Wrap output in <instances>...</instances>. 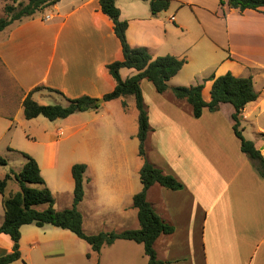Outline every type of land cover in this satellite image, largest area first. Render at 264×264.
I'll list each match as a JSON object with an SVG mask.
<instances>
[{
  "label": "crops",
  "instance_id": "0c3cea01",
  "mask_svg": "<svg viewBox=\"0 0 264 264\" xmlns=\"http://www.w3.org/2000/svg\"><path fill=\"white\" fill-rule=\"evenodd\" d=\"M170 2L167 11L153 15L148 1L116 0L121 20L128 22L126 35L132 47L147 48L153 58L172 55L186 60L166 93H158L147 79L141 82L152 129L148 159L183 185L170 190L156 184L148 191V202L174 227L172 234L156 241L157 256L166 264H264V179L241 150L233 129L234 107L205 109L197 119L190 104L172 92L174 87L204 84L203 98L209 103L214 78L229 72L251 76L260 96L245 107L241 127L264 156V9L242 12L219 0ZM7 4L0 0V15ZM163 13L170 16L163 19ZM46 15L53 17L46 21ZM123 58L114 23L103 13L100 0H60L0 32V157L23 151L32 156L57 211L72 207L73 165H87L79 210L88 235L140 228L133 198L143 189L144 160L139 155L135 97L102 103L107 114L99 118L112 117L119 123L117 134L109 135L90 130L94 119L88 120V113L94 111L55 121L43 116L27 120L23 103L31 93L41 105L58 96L66 105L67 99L83 96L102 99L116 86L108 66ZM136 73L120 70L124 80ZM62 146L68 154V176L56 182L67 187L63 190L55 182L60 189L55 190L44 170H57ZM62 191L66 199L60 206ZM16 192L7 187V195ZM0 201L3 206L1 194ZM3 222L4 208L0 226ZM20 246L21 260L28 264H58V258L64 260L61 264H150L143 244L119 239L98 253L71 231L52 225H24ZM12 250L11 238L0 234V253Z\"/></svg>",
  "mask_w": 264,
  "mask_h": 264
},
{
  "label": "trees",
  "instance_id": "16d2710c",
  "mask_svg": "<svg viewBox=\"0 0 264 264\" xmlns=\"http://www.w3.org/2000/svg\"><path fill=\"white\" fill-rule=\"evenodd\" d=\"M4 1H12V4L8 3L4 8L9 18L0 17V32L14 22L32 17L37 12L55 5L60 0H28L27 4L19 3V5L15 4L18 0ZM144 1L149 2L153 15L167 11L171 3L170 0ZM219 1L222 6L228 5L230 8L238 9L242 12L247 9L257 11L264 9V0ZM100 5L103 13L114 23L115 34L121 42L124 56L123 60L116 61L108 66L116 86L102 100L108 102L134 96L139 112V132L137 137L139 139V155L144 160L140 172L143 189L134 196L133 205L138 210L140 228L118 234H86L83 229V215L79 210V205L85 197L84 176L87 171V165L82 163L73 165L72 176L75 182V189L72 207L57 211L54 208L55 198L46 185L38 162L29 154L21 153L25 159V165L22 170L20 172L12 170L4 178H0V194L3 196L4 208V222L0 226V234L8 235L13 242L12 252L0 256V264H12L21 260V228L24 225H35L39 228L52 225L69 230L80 239L86 241L91 245L93 251L98 253L104 245H111L119 239L135 241L144 245L145 254L148 256L150 264H166L158 258L155 243L161 235L172 234L174 227L165 222L156 212L152 204L148 202L147 194L149 189L156 184L170 190H180L183 185L175 177L166 174L162 168L156 166L148 159L147 140L152 129L141 90V82L147 79L153 83L158 93H166L170 89L169 81L182 70L186 60L172 55L153 58L147 48L132 47L126 35L128 22L121 20V10L117 7L116 0H100ZM122 68L135 69L137 73L124 80L120 75ZM203 89L204 84H197L174 87L172 92L177 99L185 100L190 104L193 116L197 119L203 115L205 109L217 111L221 104H231L235 109L232 115L235 123L233 129L241 141V150L253 161L264 179V156L256 148L253 141L244 137L241 127V118L245 107L249 103L257 101L260 96L255 90L253 78L251 76L236 77L230 72L214 78L211 101L209 103L205 102L203 98ZM98 100L100 99L83 96L77 99H67L68 104L66 106L59 104L41 105L32 98L31 93L25 99L23 106L27 120L43 116L50 121H55L68 118L76 113L91 110L97 111L100 109V104L97 103ZM123 107L127 108L126 101H123ZM0 164L6 165L7 161L0 157ZM10 180H15L19 184L20 190L7 195L6 191ZM41 206H46V208L40 210L39 207Z\"/></svg>",
  "mask_w": 264,
  "mask_h": 264
},
{
  "label": "rangeland",
  "instance_id": "374dc122",
  "mask_svg": "<svg viewBox=\"0 0 264 264\" xmlns=\"http://www.w3.org/2000/svg\"><path fill=\"white\" fill-rule=\"evenodd\" d=\"M27 2H28V0H18V2L15 4L16 5H19V3L27 4ZM8 3L12 4V1H10ZM18 8H20V7H18ZM0 11H1V9H0ZM3 12H4L3 15L1 13L0 17L9 18V16L5 13V11H3ZM166 16H170L169 13L168 14L163 13L162 18L164 19ZM129 100H131V102L135 105L134 98H129ZM100 101H102L101 103H98V104H100V111H99L100 113H95L96 111H94V110H91L94 112L88 113V115L90 117V118H88V120H91L92 118L94 119V122L90 123V125H89V127H92V129H90V130L99 129V130H101V132L107 133V135H109L111 133L117 134L116 127H118L119 123L116 120V118H112V117L108 118L107 116H105V118H103V119L99 118L100 115L107 114L106 109L102 104L104 101L102 99H100ZM44 102L48 103L49 105H56V104L66 105V100H64V98H62L60 96L57 97V101H55L53 99H46ZM111 107L113 108V106H111ZM135 126L138 129V120L135 122ZM119 128H121V125ZM122 131L120 133L121 135H122ZM82 134L83 133H80L79 135H82ZM248 134H249L248 137L252 138L251 137L252 135L250 133H248ZM101 135L103 136V139H104L103 141H105V139H106L105 134H101ZM109 140H110V142L113 141L110 138H109ZM114 140H117V137L114 138ZM128 144H130V143H128ZM106 146H107L108 151L110 152L111 149H110V147H108L109 145L106 144ZM114 148H115V144L113 143V149ZM21 151H23V150H21ZM18 153H20V154L7 156V153H5V155H3L4 159L7 160V164L6 165L0 164V178H2L1 176H3L4 174H6L12 170L19 172L22 169L24 160H23L22 156H20V155H22L21 153H24V151L18 152ZM112 154H113V151H112ZM67 160H68V154L66 153L64 147L62 146L60 160L58 162L57 170H52V171L51 170H44L45 175L47 176L48 180H50V182H51L52 188L55 190H60L58 185H60L63 190H65V188L67 187V185L64 183L62 184V183L56 182L57 180L61 181L63 178H65V180H66V178L68 176L67 174H65V172L67 171V168H66L67 167ZM55 182L58 185L55 184ZM19 190H20V187H19V184L17 182L13 181L8 186V192L19 191ZM62 198H63L62 199L63 201H61V199L58 201V204L60 206H63L65 204L66 194L64 193V191H62ZM2 219H3V206H2V202L0 201V222L2 221ZM84 245H86V244H84ZM0 255H4V253L2 252V253H0ZM63 261L64 260H62L61 258L56 259V262L58 264H61ZM24 263H27V261L25 259L21 260L19 262L13 263V264H24Z\"/></svg>",
  "mask_w": 264,
  "mask_h": 264
},
{
  "label": "built area",
  "instance_id": "2783aa9c",
  "mask_svg": "<svg viewBox=\"0 0 264 264\" xmlns=\"http://www.w3.org/2000/svg\"><path fill=\"white\" fill-rule=\"evenodd\" d=\"M52 17H53L52 15H46L44 19H45L46 21H48V20H51Z\"/></svg>",
  "mask_w": 264,
  "mask_h": 264
},
{
  "label": "water",
  "instance_id": "95a60500",
  "mask_svg": "<svg viewBox=\"0 0 264 264\" xmlns=\"http://www.w3.org/2000/svg\"><path fill=\"white\" fill-rule=\"evenodd\" d=\"M101 102H102V101H100V100H99V101H97V103H101Z\"/></svg>",
  "mask_w": 264,
  "mask_h": 264
}]
</instances>
